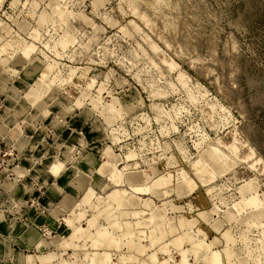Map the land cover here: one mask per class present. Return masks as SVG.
<instances>
[{
	"label": "rangeland",
	"instance_id": "1",
	"mask_svg": "<svg viewBox=\"0 0 264 264\" xmlns=\"http://www.w3.org/2000/svg\"><path fill=\"white\" fill-rule=\"evenodd\" d=\"M0 1V264H264V0Z\"/></svg>",
	"mask_w": 264,
	"mask_h": 264
},
{
	"label": "bare ground",
	"instance_id": "2",
	"mask_svg": "<svg viewBox=\"0 0 264 264\" xmlns=\"http://www.w3.org/2000/svg\"><path fill=\"white\" fill-rule=\"evenodd\" d=\"M1 2V1H0ZM37 8V7H36ZM54 10V9H53ZM26 26V25H25ZM24 27V26H23ZM19 28V27H18ZM20 28H21V26H20ZM68 30V29H67ZM68 37V36H67ZM67 37H66V40H67ZM72 39V38H71ZM62 42V41H61ZM4 46V45H3ZM5 47V46H4ZM3 49V48H2ZM1 50V49H0ZM31 51V50H30ZM6 63V62H5ZM2 64V63H1ZM1 66V65H0ZM48 67H50L49 65L48 66H46L45 68H44V70H48ZM48 72V71H47ZM46 72V73H47ZM50 72V71H49ZM48 74V73H47ZM40 75V74H39ZM45 74H44V72H43V76H44ZM41 88H44V87H41ZM45 91V90H44ZM79 99V98H78ZM42 104V103H41ZM106 109V108H105ZM108 109V108H107ZM117 110V109H116ZM119 115V114H118ZM68 132V131H67ZM76 143H77V141H75ZM76 145V144H75ZM96 145V144H95ZM95 150H98L99 152H101L103 155H105L107 158H108V162L107 163H101L100 164V166H99V172L102 174V173H111V174H114L115 173V170H116V166H117V163L120 161L118 158H116L117 157V155L116 154H112L111 153V150H109L107 147H105L104 145H102L101 147H97V146H94L93 147ZM90 150V149H89ZM88 150V151H89ZM92 150V149H91ZM97 151V152H98ZM209 154H208V156H206L207 158H206V160L204 161V163L207 165L208 164V166L209 167H211L210 169H211V171H212V173H215L214 171L216 170H220V168H222V164H220L221 162H220V160L217 158V156H216V153H215V149H211V151L210 152H208ZM114 155H116V156H114ZM132 157V155H129L128 156V158L130 159ZM57 162V161H56ZM219 162V163H218ZM198 164H200V162H198ZM225 164V163H224ZM56 164H54V166H55ZM58 165V164H57ZM201 165V164H200ZM129 167V166H128ZM226 167V166H225ZM41 169V168H40ZM222 170V169H221ZM213 175V174H212ZM146 177V175L144 174V175H142V174H130V176L128 177L130 180H132L131 182H133V183H137V182H146V180L144 179L145 177ZM113 177L115 178L114 180H115V182L116 183H118V177H117V175H113ZM114 182V181H113ZM120 182V181H119ZM158 182H159V184L160 185H162V186H164V185H167V183L169 182V177L168 176H161L160 178H159V180H158ZM252 186H253V183H252ZM250 187V186H249ZM253 189H254V186H253ZM241 191L242 190H244V191H247L248 190V188H247V190L245 189V186H244V188L243 189H240ZM149 191V188H140L138 185L137 186H133L132 187V190H131V195H133L132 197H130L129 199H127L126 201H127V203L126 204H129V206L131 205V206H135L136 207V205L137 204H139L137 201H138V198H136V197H134V195H140V194H142V193H145V192H148ZM256 191V190H255ZM113 193V192H112ZM117 193L119 194V192L117 191ZM257 193V192H256ZM242 194V193H241ZM130 195V196H131ZM256 195V194H255ZM258 195V194H257ZM243 200V199H242ZM260 200V199H259ZM259 200L255 197V196H251V197H249V198H247V199H245V200H243V204L245 205V206H247V207H252V208H255L256 210H257V212L254 214V219H255V221L257 222V220L258 221H260L261 220V218H263L264 217V213L261 211V212H259L258 210L259 209H262L261 208V206H263V205H261V203L259 202ZM67 202V201H66ZM66 205V204H65ZM238 206V205H237ZM67 207V206H66ZM236 207V206H235ZM264 207V206H263ZM58 211V210H57ZM59 212V211H58ZM205 213H206V211H204ZM137 213H135L134 215H136ZM155 214V213H154ZM207 214H208V212H207ZM156 215V214H155ZM138 216V215H137ZM209 216V215H208ZM204 217V216H203ZM206 218V217H205ZM192 220V219H191ZM208 220V219H207ZM150 221V220H149ZM264 221V220H263ZM264 223V222H263ZM30 235L33 237V239L34 240H36V234L34 233V231H31L30 232ZM108 236V233H107V230L106 229H99L98 231H97V237H107ZM178 242V241H177ZM97 243V240H95V244ZM112 244H114L113 242H112ZM176 244H178V243H176ZM115 245V244H114ZM46 247V246H45ZM209 246L208 245H204V244H202L201 242H199V243H197V244H195L194 245V247H193V252L195 253V255L196 254H198L199 252H200V250H202V251H204L205 249H207ZM224 253L225 252H223V251H215V252H212L211 253V257L209 258V264H225V259H224ZM187 253H186V251L184 252V259L186 260V257H187V255H186ZM203 254V253H202ZM225 255H227L226 253H225ZM152 259L154 258V257H151ZM105 259H107V257L105 258ZM154 260V259H153ZM63 264V263H62ZM65 264V263H64ZM162 264H165V263H162Z\"/></svg>",
	"mask_w": 264,
	"mask_h": 264
}]
</instances>
